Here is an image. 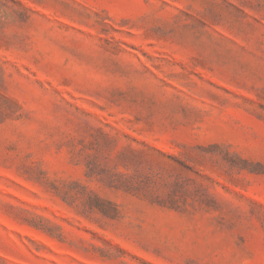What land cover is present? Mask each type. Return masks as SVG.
Returning a JSON list of instances; mask_svg holds the SVG:
<instances>
[{"label": "rangeland", "instance_id": "1", "mask_svg": "<svg viewBox=\"0 0 264 264\" xmlns=\"http://www.w3.org/2000/svg\"><path fill=\"white\" fill-rule=\"evenodd\" d=\"M0 264H264V0H0Z\"/></svg>", "mask_w": 264, "mask_h": 264}]
</instances>
